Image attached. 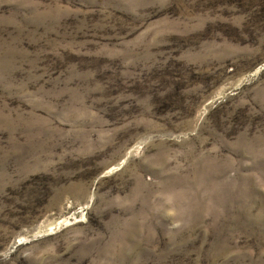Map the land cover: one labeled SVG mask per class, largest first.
<instances>
[{
	"label": "rangeland",
	"instance_id": "1",
	"mask_svg": "<svg viewBox=\"0 0 264 264\" xmlns=\"http://www.w3.org/2000/svg\"><path fill=\"white\" fill-rule=\"evenodd\" d=\"M0 264H264V0H0Z\"/></svg>",
	"mask_w": 264,
	"mask_h": 264
}]
</instances>
